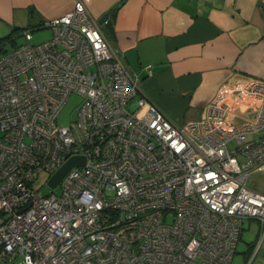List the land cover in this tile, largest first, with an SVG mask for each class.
Here are the masks:
<instances>
[{
	"label": "built area",
	"instance_id": "2783aa9c",
	"mask_svg": "<svg viewBox=\"0 0 264 264\" xmlns=\"http://www.w3.org/2000/svg\"><path fill=\"white\" fill-rule=\"evenodd\" d=\"M51 37L0 44V264H231L264 192V79L223 87L174 123L144 95L82 0L46 19ZM151 74V69H148ZM82 96L66 126L57 115ZM73 156L56 187L51 176ZM52 189L55 187H51Z\"/></svg>",
	"mask_w": 264,
	"mask_h": 264
},
{
	"label": "crops",
	"instance_id": "0c3cea01",
	"mask_svg": "<svg viewBox=\"0 0 264 264\" xmlns=\"http://www.w3.org/2000/svg\"><path fill=\"white\" fill-rule=\"evenodd\" d=\"M75 1L0 0V36ZM82 1L98 20L121 0ZM100 27L142 93L179 125L200 119L223 85L264 79V0H122Z\"/></svg>",
	"mask_w": 264,
	"mask_h": 264
},
{
	"label": "rangeland",
	"instance_id": "374dc122",
	"mask_svg": "<svg viewBox=\"0 0 264 264\" xmlns=\"http://www.w3.org/2000/svg\"><path fill=\"white\" fill-rule=\"evenodd\" d=\"M38 28L32 31L31 43H40L51 37V30L49 28H41L40 24L33 26ZM9 33L1 35L0 38H4ZM15 43H7L6 49H11L14 45L25 42L23 36H15ZM82 101V96L76 92H72L64 106L60 109L57 115V124L59 126H66L76 117L77 109ZM49 174L45 171L40 172L35 180V187L41 191L42 194H48L51 191L58 193L59 187L51 188L47 184ZM248 184L251 188L264 192V176L254 175L252 176ZM258 228L259 224L255 219H244L242 222V228L240 238L236 244V253L234 254L231 264H264V243L261 244L259 249H256L258 244Z\"/></svg>",
	"mask_w": 264,
	"mask_h": 264
},
{
	"label": "water",
	"instance_id": "95a60500",
	"mask_svg": "<svg viewBox=\"0 0 264 264\" xmlns=\"http://www.w3.org/2000/svg\"><path fill=\"white\" fill-rule=\"evenodd\" d=\"M122 1V0H121ZM117 2L115 3L110 9L109 11L104 12L99 18H98V23L102 24L108 14L110 12H112L117 6L118 4L121 2ZM85 163V158L83 156H73L71 158H69L63 165L62 167L57 170V172H55L51 178L48 181V185L50 187H56L58 185V183L62 180V178L66 175V173L74 166H81Z\"/></svg>",
	"mask_w": 264,
	"mask_h": 264
},
{
	"label": "trees",
	"instance_id": "16d2710c",
	"mask_svg": "<svg viewBox=\"0 0 264 264\" xmlns=\"http://www.w3.org/2000/svg\"><path fill=\"white\" fill-rule=\"evenodd\" d=\"M39 25V24H38ZM28 27L15 28L6 37L0 38V44L15 43V36H19L20 33ZM15 46V45H14ZM6 47V46H5Z\"/></svg>",
	"mask_w": 264,
	"mask_h": 264
}]
</instances>
